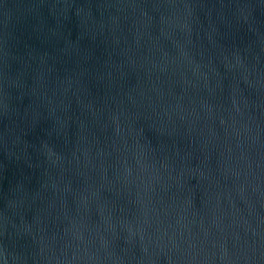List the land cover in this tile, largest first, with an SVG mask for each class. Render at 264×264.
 <instances>
[{
  "label": "water",
  "instance_id": "obj_1",
  "mask_svg": "<svg viewBox=\"0 0 264 264\" xmlns=\"http://www.w3.org/2000/svg\"><path fill=\"white\" fill-rule=\"evenodd\" d=\"M0 264H264V0H0Z\"/></svg>",
  "mask_w": 264,
  "mask_h": 264
}]
</instances>
